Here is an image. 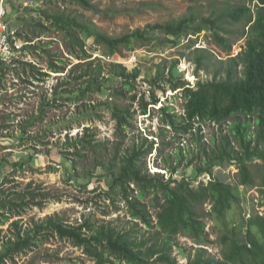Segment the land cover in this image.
<instances>
[{
    "label": "rangeland",
    "instance_id": "rangeland-1",
    "mask_svg": "<svg viewBox=\"0 0 264 264\" xmlns=\"http://www.w3.org/2000/svg\"><path fill=\"white\" fill-rule=\"evenodd\" d=\"M23 2L24 0H9L10 21L20 12L19 7ZM240 2L241 0H231L233 5ZM222 4L223 0H89V4L85 6L79 0H39L37 9L21 12L15 24L23 22L29 38H42L40 44L44 47L43 52L49 54L42 55L36 61L41 67L47 68L48 57H55L61 60L59 64L64 71L51 75L44 85L29 83L31 78L26 75V80L19 89L15 88V93H8L0 99V218L10 216L8 222L0 225V254L6 251L7 245L15 242L18 232L23 236L32 234L39 226L45 225L48 218L62 220L66 225L73 226H79L89 219L97 226L112 222L115 227L128 228L131 218L127 216L126 203L119 196L114 199L108 197L111 177L104 178L107 172L102 167L94 170L96 155L84 159L82 153L76 159L78 167L75 169L71 161L74 150L70 145L86 134L96 133L95 139L108 143L103 148H108L111 152L113 144L118 142L116 120L110 111V106L115 100L122 106L132 104L130 126L124 131L128 146L133 143L139 145L143 139L148 138L150 143L152 140L156 141L155 147L158 144L165 146V155L176 153L181 148L191 154L194 145L191 135L175 132L163 120L164 115L158 110L167 104L173 106L174 110L170 113H184L182 94L172 91L166 83L172 67L174 66V78H182L191 86H195L199 81H212L216 72L226 70L230 57H235L245 50L250 33L245 21L227 26L230 33L228 36L224 35L233 44L229 56L213 42L210 30L204 27L202 33L183 38L177 44L171 43L163 34H156V40L150 44L143 46V43L135 42L132 50L120 47L118 54L109 58L106 46L97 44L94 39H86L85 32L77 28L71 27L64 31L60 26L52 27L43 13L53 20L54 17L61 16L75 21L89 27L93 32L114 39L137 30L143 31L151 26L178 21L191 13L204 18H216ZM44 29L48 32L45 33ZM69 34L77 40L85 41V51L91 58L83 59L78 46L69 47ZM190 38L195 39L193 48L187 47ZM196 48L207 49L213 54L208 67L198 69L196 61L199 56L194 53ZM71 49L78 57L72 55ZM91 62L92 67L88 70L87 65ZM223 63L225 65H222ZM99 65L105 67L99 79L103 80L105 88L100 92L93 91L90 98L79 100L78 91L94 77L95 68ZM116 65L125 66L129 72L140 69L136 92L117 99L115 96L111 98V89L120 88L121 81L109 75L111 71L114 72L112 66L117 70ZM242 70L243 67L238 68V72ZM79 74H83L82 79L79 82L72 81L74 77L80 76ZM157 75L163 78L160 82L166 91H155L161 103L155 109L150 106L149 115L144 116L141 114L139 103L140 93H147L146 101H150L151 92L154 90L151 82ZM221 77L222 75L219 79ZM67 79L70 85H66ZM56 87L57 94L54 92ZM136 93L138 100L133 104L129 99ZM56 96L58 97L53 108L49 109L42 119L29 122L37 117L42 102L47 99L54 100ZM23 98L28 101L20 103ZM68 98H71V101H66ZM98 104L102 105L96 111H90V106ZM231 125L232 122L224 125L226 132H230ZM198 126L196 124L195 128ZM252 130L254 132L256 126ZM219 132V127L215 124L208 123L202 127L204 141L208 143L213 136H220ZM163 158L164 156H159L155 150L147 159V168L151 173L165 174L168 179L169 170L164 166ZM190 159L192 156L185 158L181 170L174 178L180 179L185 175L189 180H196V183L192 184L196 186L198 179H195V166L199 163L194 161V165L188 168ZM17 162H22L23 165L19 169L14 166ZM76 173L77 178H72ZM213 175L225 183L238 186L240 205L237 204L229 212V222L241 225L242 219L248 220L255 214H264V197L259 186H239L238 169L235 166L225 163L215 168ZM147 201L150 199L145 200ZM3 202L9 203L8 210L2 209ZM13 204L22 208L14 206L12 211ZM150 210L153 215L157 212L153 207H150ZM210 211V204H206L203 213ZM207 224L209 243L205 245L196 244L186 236L177 237L174 257L179 264H188L194 260L198 248L205 249L207 256L220 258L222 245L219 239L222 225L216 223L211 216L207 217ZM142 231L143 234L146 229ZM245 233V229H242V240ZM40 234L41 242L31 248H25L13 260L6 259L5 264H96L71 241L63 240L47 230L41 231Z\"/></svg>",
    "mask_w": 264,
    "mask_h": 264
},
{
    "label": "trees",
    "instance_id": "trees-1",
    "mask_svg": "<svg viewBox=\"0 0 264 264\" xmlns=\"http://www.w3.org/2000/svg\"><path fill=\"white\" fill-rule=\"evenodd\" d=\"M79 1L85 6L89 4V0ZM43 14L48 21L51 20L45 12ZM54 19L52 27L60 26L64 31L71 27L77 28L85 32L86 39H94L97 44L106 46L109 58L115 57L120 47L132 50L135 42L143 43V46L150 44L156 40V34H163L171 43L177 44L183 38L202 33L204 27L210 30L213 42L229 56L233 44L227 37L230 33L227 26L245 21L250 33L245 50L230 57L226 70L216 72L212 81H199L191 86L182 78L175 79L174 66L172 67L166 83L172 91L182 94L184 113H170L174 109L167 104L158 110L175 132L191 135L194 140L191 154L181 148L176 153L165 155V146L158 144L155 147L156 141L152 140L150 143L148 138L143 139L139 145L133 143L128 146L124 131L130 126L132 104L122 106L115 100L110 111L116 120L118 142L113 144L112 151L103 148L108 143L96 140V133L86 134L70 145L74 150L71 161L75 169L78 167L76 159L79 155L84 153V159L96 155L94 170L102 167L107 172L104 178L111 177L108 197L114 199L119 196L126 203L127 216L131 218L128 228L115 227L112 222L97 226L89 219L79 226H73L66 225L62 220L48 218L46 224L39 226L32 234L23 236L18 232L15 242L7 245L6 251L0 254V264H5L6 259L13 260L25 248L41 242L40 232L46 230L54 232L63 240L71 241L96 264H179L174 257L177 237H189L199 245L209 243L208 216L222 225L219 239L222 245L221 256H207L205 249L198 248L194 260L188 264H264V214H255L248 220L242 219L241 225L229 222V212L237 204L240 205L238 186L225 183L213 175L215 168L225 163L235 166L238 169L237 184L250 188L259 186L264 197V0H241L237 5H233L231 0H223L216 18H204L191 13L178 21L151 26L114 39L61 16ZM44 32L47 33L48 30L44 29ZM191 38L187 42L188 48L195 46V39ZM68 39L71 40L69 47L78 46L83 59L91 58L85 51V41L77 40L71 34ZM70 52L78 57L74 50L71 49ZM43 53L47 54L45 51ZM194 53L199 56L196 61L198 69L208 67L213 54L200 48H196ZM48 58L49 70L63 73L64 68L59 64L61 60L52 56ZM92 64L93 62L87 65L88 70ZM112 67L114 72L111 71L109 75L120 79L121 87L111 89V98L126 97L128 93L136 92L140 69L129 72L123 65H116L117 70L114 69L115 66ZM239 67H243L242 72H238ZM104 69L103 65L95 68L94 77L78 91L79 100L90 98L93 91L100 92L105 88L103 80L99 81ZM79 75L72 81L79 82L83 74ZM160 77L157 75L151 82L154 90L150 101H146L147 93H140L139 103L144 116L149 115L150 106L155 109L161 103L155 91H166L160 82L163 78ZM67 81L66 85H70V81ZM54 92L57 94V87ZM57 97L42 102L37 117L29 122L42 119L53 108ZM137 100V93L129 99L133 104ZM66 101H71V98ZM101 105L90 106V111H96ZM228 122H232L230 132H226L224 128ZM208 123L218 126L220 131V136H213L209 143L204 141L205 136L202 135V127ZM196 124L199 126L195 128ZM254 126L256 130L253 132ZM155 150L159 156H164L162 161L169 170L168 179L165 174L151 173L147 168V159ZM190 156L192 159L187 163L188 168L194 165V161L199 163L195 166V179L199 182L196 186L192 185L196 180H189L185 175L180 179L174 178L181 170L182 162ZM14 166L19 169L23 165L22 162H17ZM77 175H72V178H77ZM204 175H210L208 182L202 180ZM147 199L150 201L145 202ZM8 204L3 202L2 209L8 210ZM206 204H210L211 211L204 214ZM14 206L22 208L13 204L12 211ZM150 207L157 210L156 214H152ZM9 219L8 215L2 216L0 225H4ZM140 226L146 229L145 233L142 234L144 228ZM242 229L246 231L244 240L241 238Z\"/></svg>",
    "mask_w": 264,
    "mask_h": 264
},
{
    "label": "built area",
    "instance_id": "built-area-1",
    "mask_svg": "<svg viewBox=\"0 0 264 264\" xmlns=\"http://www.w3.org/2000/svg\"><path fill=\"white\" fill-rule=\"evenodd\" d=\"M38 7L39 0H24L19 7L20 12L10 21L9 0H0V99L8 93H15V88H20L22 82L26 80V75L31 78L29 83L44 85L49 78L45 74L52 76L56 74L49 71L48 63L47 68H43L36 61L44 55L40 44L42 38H29L24 30L23 22L15 25L21 12ZM52 22L50 20V24ZM26 101L28 99L23 98L20 103ZM202 180L208 182L210 175L202 176ZM198 184L199 182L196 185Z\"/></svg>",
    "mask_w": 264,
    "mask_h": 264
},
{
    "label": "clouds",
    "instance_id": "clouds-1",
    "mask_svg": "<svg viewBox=\"0 0 264 264\" xmlns=\"http://www.w3.org/2000/svg\"><path fill=\"white\" fill-rule=\"evenodd\" d=\"M50 71V70H49ZM52 72V71H51ZM48 77H50L51 75L47 74Z\"/></svg>",
    "mask_w": 264,
    "mask_h": 264
},
{
    "label": "crops",
    "instance_id": "crops-1",
    "mask_svg": "<svg viewBox=\"0 0 264 264\" xmlns=\"http://www.w3.org/2000/svg\"><path fill=\"white\" fill-rule=\"evenodd\" d=\"M52 20V19H51ZM50 21V20H49ZM53 21V20H52ZM54 23V22H53ZM53 23H51V24H53ZM16 25V24H15Z\"/></svg>",
    "mask_w": 264,
    "mask_h": 264
}]
</instances>
